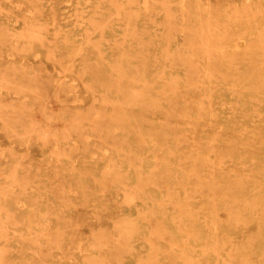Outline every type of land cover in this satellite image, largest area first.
<instances>
[{
	"label": "bare ground",
	"instance_id": "1",
	"mask_svg": "<svg viewBox=\"0 0 264 264\" xmlns=\"http://www.w3.org/2000/svg\"><path fill=\"white\" fill-rule=\"evenodd\" d=\"M54 1L57 2L56 0ZM103 1L105 2L107 0L97 1V4L95 6L96 10L98 8L100 9L103 6ZM108 1L109 3L111 1L116 3V5L114 4L116 8H119V6L121 8H124L125 3L130 4L123 0H120V2L118 0ZM42 2L43 0H0V41L6 44V49L0 51L1 85H3L2 83L4 81L9 85H11L10 83H14L11 86H8L10 88L12 87V89L18 88L20 91V86L23 85L22 82L26 79V75L28 73V70L25 69L34 68V65L36 64L39 65V63L37 62L39 59L36 60V58H32V55L36 54L35 52H32V54H28V56L18 54L17 46H19V41H21V46L23 47V49H28V51L31 52L33 50V48L31 49V46H33V44L37 40H40L44 42L49 48H52L50 52L48 51L47 53L50 54V56L47 57H50V59L57 58L55 57L57 56V54L53 51L58 48L59 44L57 41L49 39V37L52 35L55 38H58V36L62 32L60 28L62 26L56 27L53 34V31L50 30V27L48 26V22L45 20L46 17L43 12L32 14L31 12L28 13L24 11L26 3L37 5V11L40 6H43ZM205 3L208 5L206 6V10L208 9L209 12L217 7V9L223 16H225L227 13L231 15V12H234L237 17L239 15L243 17L250 11H255L256 9L262 10L263 8L261 6L264 5L263 0H206ZM166 6H169L170 8V4L165 5V7ZM75 9L77 10L76 12L83 10V8L79 5H76ZM90 15L88 17L89 19H86L89 20L88 23L91 25V27H88L89 24L85 26V29L89 35L88 44L91 46L93 45V49L95 50V52L102 55H100L101 58L107 57L108 53L112 54L115 51V53L119 52L120 54L127 57V60L125 62H123L122 59L123 63H120V61H118L119 63H117V65L113 64L116 67L115 69L117 73H119L117 74L118 77H116L118 78V80L119 77L123 78L122 73H124L125 76V73H128L129 71L135 72L133 73V76H130V79L125 80V82L123 81L120 84L119 81H117L118 86L116 88L111 87L113 86L112 84H110L111 86L108 85L106 87L99 88L100 92L109 93L111 98H109L108 102L103 105L102 109L93 110L92 107L90 112H85V114L87 113L89 115H93V119H89V122H86V119H83L82 116L85 114L72 113V103L70 102L72 95L63 92V89L65 91V88L62 89V87L64 86H62V84H58L57 86V81L54 78L47 79V81L42 80L40 81L41 83L33 82L32 85L30 83V85H26L28 91H32L33 95L35 96L34 104H31L29 100H17L15 97H9V95L1 92L0 111H2V115H4L6 118L9 116L17 117L15 119H17L18 123L22 122L23 124H25L26 121L30 124V128H26L27 131L24 129L20 130L16 128L15 125L7 124L8 129L11 133L25 137L30 135L42 139L44 138V141H49V143L52 144V147H57L56 150H58L59 143H66L69 141L68 139L70 138V136H72L76 132L75 129L79 130L77 131V134L82 137H84V135L87 134V132L91 129L94 131L101 130V139H99L103 141L101 143V146L109 143L112 138L111 136L119 135L121 133L128 135L127 137L119 141V143H116V157L109 156L110 154L104 151L101 157H91L89 159H84L83 163L81 164L84 165V167H80L77 162H73L74 159L71 160L72 167L70 169L67 168L68 170L74 171L77 168L84 169L80 172V177L82 180H80V183L77 184L78 189L82 192L81 195L75 193L78 190L77 188L72 187V185L70 184L71 180L68 175H64L65 177H41V175H36L35 172L30 173L29 175H21L19 174L17 168L15 170V167L13 168L14 170L12 172L10 170L11 173L8 172V175H5V173L7 174V171L3 169L0 170V178L3 176L11 178L10 181H0V215H2L3 212L7 211V216L10 215L9 217H13L16 223H20L23 216H19L24 215L30 211H28V208L24 207L25 203L23 199L15 198H26L27 194L31 198H94V200L97 201L101 198L103 199V202H105V204L110 201V198H126L125 201H121L124 205V208L122 209V212L124 213L126 211L132 212V207L136 204L135 198H142L145 202L147 213L136 216V218H134L130 213H122L124 214L123 218L116 221V226L119 227H117V229L120 232L118 233L122 236V238H125V241L119 240L117 242L119 244V242L121 241L120 246H118V251L120 252H122L125 247L128 250H131L128 241H131L130 238L138 230L136 226L138 225L137 222L146 220L147 218L150 219L149 216L154 218L150 219L152 220L151 229L155 235L154 238H156L158 235H164L167 237L169 243H174V236L169 230H167V227H165L166 222H170L177 228L189 232L203 227H207L208 230H213L216 228L219 229L221 226L223 230H226L236 228L234 227L235 223L236 225H240V219L243 218V216H245L249 212L258 210L261 213L260 215H262L261 217L258 215L260 217L259 226H264V224H262L264 222V178H262L261 175V177H259V183L256 186L252 187L250 185L252 181L255 180L254 182H256L257 175H255V173L253 172V170L255 171L254 168H256V166L248 163L247 159L244 156V151L248 146H251V142H247V144L249 145H242L238 142L226 144V140L230 138V135H234V133L230 131L229 134H227L226 131L221 132V129L218 127V125L212 122H218L219 111H217L216 109L210 111V109L206 107V104L210 106L214 104L216 91L219 90V88L217 90H215L214 87L212 88V82L220 78L224 81L230 79V77L233 76V72H229V75H226L227 72L225 69L233 67L236 63L237 66L235 68L237 69L239 75L245 74L246 78H242L237 82L234 81L235 84L233 88L227 87V91L234 97L235 95L239 94L243 90V88L252 87L253 85L244 84L243 82L252 80L253 76L259 74L258 68L264 67V49H261L263 51V54H261L262 60L257 63L250 61L253 60V58L246 59L245 51L238 49L242 45L240 43L241 41L231 42L225 41L223 39H217L219 41L210 40L208 43L207 41H205V45L201 46L193 45L192 42V46L190 45V41H193L191 40L192 37L190 38V36L188 35V40H190V43L185 44V46H192L191 49H194L192 51H196L194 52L196 53L195 55L191 53V51L189 53L193 56L187 55L184 52L186 51V48L182 47L179 42H174L175 44H173V46H171L170 44L169 46L171 47L166 49L164 52L163 49L159 48L158 46L150 47L148 45L149 41H146L145 39L135 41L138 33L136 30L138 27L136 22L129 20V15H124L123 19L125 26L124 35H126L125 42L122 43V46H116L115 48L107 49L104 45V41H106L108 37L113 34L111 32L113 29V23L111 24V28H108L105 25L107 24V22L111 23V20L115 16L111 11L103 14H101L100 12L96 13L95 11L94 14ZM96 17H100L102 21L101 19L97 20ZM95 21H99V24L93 23ZM101 23H103L104 25L102 26ZM184 25V23H181V27ZM189 25H186L185 28H182V32H187L186 28L187 26L189 27ZM167 26L171 28L172 24L167 23ZM191 27L194 26L191 25ZM210 28L211 26H207V33L209 32ZM96 29L100 30L99 33L101 34V38L98 37V41H94L95 39L91 41L92 35H90V32L88 31L95 32ZM202 29H204V27ZM68 31H64L67 39L71 37V33H67ZM193 31L194 29L191 30V32ZM259 31L261 32V30ZM197 32H199V30ZM220 32L224 34L226 30L221 29ZM261 33V35L264 34V32ZM172 35L170 36L173 37ZM245 35H247V33ZM138 36H140L139 33ZM150 38L151 37H149V39ZM167 38L168 37H166V39ZM69 40L65 42V46L70 49L71 39ZM16 41H18L17 44ZM121 41L119 43H121ZM263 42L264 41L261 42L263 44L262 46H264ZM201 44H203V42ZM256 46H258V44ZM80 49H82V47H80ZM258 49L254 48V50L257 52ZM78 50L79 49L77 47L76 50H74L70 55H67L68 61L66 62H73L77 65H82L83 69H87L89 65L92 66L93 63L92 61H89L92 60L89 59V54H83L82 51ZM197 51L201 52V54H197ZM137 54H141L140 57H142L143 59L147 58L149 60L150 58H153L152 65L147 66L145 64L146 61H141V63L138 59L133 58L138 57ZM120 56L121 55L117 57L120 58ZM204 58L209 60H204ZM213 58H215V60H210ZM63 59V57L57 58L56 62L60 65L63 64L62 66H64ZM135 62H138L142 65L136 66L137 64L135 65ZM202 62H204V64ZM67 63H65V65ZM48 66L50 67V65ZM49 67H46V65L44 66V64L39 65V69L42 72L50 70ZM72 68L73 67L71 66L70 70H72ZM96 68L98 69V67ZM23 69L25 70V72L20 71ZM107 69L108 68H104L102 69V71ZM206 71L210 73L208 76L205 75ZM151 73L156 74L157 76L148 78ZM182 73L187 74L190 82L188 80L185 84L181 85L183 81H186L181 78ZM195 73H200L202 79H190V77H192V75H194ZM168 74L176 75L168 77ZM9 75L14 76L11 78ZM215 76H219L220 78H216ZM111 78L113 79L114 76ZM166 78L168 79L166 80ZM161 80L166 81V84L163 89L157 92L156 88L159 87L158 83ZM261 80L263 81L262 83H264V75L262 76ZM199 82H202L203 84L200 83L199 85H197V83ZM229 82L230 81H227L226 83ZM103 84H105V82L100 85L103 86ZM237 86H239V88H237ZM254 86L257 87L256 96H258L259 93L263 94L264 90L260 88L261 86ZM26 87L24 86L25 89ZM221 88L223 89V87ZM129 97H136L140 99V102H137L136 100L133 101L134 98L130 99ZM259 97L260 96H258V98ZM128 98L130 100H128L129 102L126 103ZM37 99L41 101L38 105H36ZM150 99H153V101H150ZM17 102H21L24 105L20 106L21 108L19 109V111L11 110V107ZM108 106H119L117 107L119 108V110H117L118 113L115 112V114L110 116L109 119H106L104 118V115L102 117V114L108 113ZM19 116L22 118H18ZM229 119L227 121H229ZM106 120H108L109 122H106ZM208 120H211L212 123ZM132 122L133 125L128 126ZM192 129H195L194 133L189 134L188 130ZM213 133L221 135L224 134L226 140L221 138L217 139V137H215L214 139H212V141H209V138ZM202 139H204V141ZM206 139L207 141H205ZM84 141L89 142L90 140L86 139ZM131 148L134 150H132V152L128 154L127 158L123 159V156L126 153L125 150ZM157 149L159 150L160 155L155 160L151 159L150 152ZM185 152L188 153L185 154ZM12 153L17 157V159L19 158V155L16 151L13 150ZM195 153H198V155L194 156ZM213 153L219 154L218 156L222 158L230 156L232 158V162L230 164H225L220 159L215 160L212 155ZM25 154L26 152H24V154L22 155ZM61 154L67 155L66 151H62ZM102 160H106V166L104 167L105 170H102L103 172H101V169L99 167ZM162 163H167V166H162ZM263 165H261V168H264ZM56 166L60 167L63 166V164L58 162ZM199 166L202 167L199 168ZM128 167H132V169L126 171V173H122V171ZM249 167L253 169H250ZM37 182H39L38 184H36L39 185L38 191H30L29 187ZM90 187L93 188V190H89ZM44 195H46L47 197H45ZM182 198H185V200L186 198L213 199L209 205L206 204L202 208L200 207L201 210H197L195 209L196 203L194 201H192L191 199L184 201L182 200ZM247 198H253L254 201ZM258 198L262 199L258 200ZM35 204H38L39 210L41 209V212L44 211L45 213H50L51 211H53V208H55L54 201L51 200H38L35 202ZM170 204L173 205L174 211L169 210ZM74 207H77V209L80 210L86 209V207L83 205H76ZM106 208L108 209L109 207ZM69 209H72V206L69 207ZM154 212L157 213V218L153 217ZM25 216L30 217L31 215L27 214ZM100 216H102V214H100ZM18 217L21 220H17ZM65 225L69 227L73 224L66 222ZM247 226L248 224L246 226L242 225L241 227ZM103 230L100 231L105 232ZM66 233L67 232L63 230L62 232H58L56 236H52L51 238L57 244H59L61 243V241H63V237L64 235H66ZM127 235H129V237H127ZM114 236L116 235L104 234V236L102 237V241H107L110 238L115 239ZM70 238L74 240L73 235H71ZM194 240L198 241L199 238L196 237L194 238ZM253 242L254 240H246L245 242H243V244L247 246L249 245L250 247L253 245ZM10 243L11 241H8L3 245L0 244L1 262L11 260L9 250L4 249L5 247H3L4 245L6 246ZM93 243H95V241ZM211 243H213V240L211 241ZM117 245H115V247ZM190 245L192 244L189 241H185L184 244H182L181 249L187 251L186 249H188V246ZM219 250L220 249H218V251ZM118 256V258H120V255ZM149 258H152V255ZM190 259L186 264H205L204 262L196 263L191 261ZM244 261L245 260L240 257L238 258L237 263L245 264ZM97 262L98 261H96V263ZM158 262H160V260ZM9 263L13 264L11 261ZM107 263H109V261Z\"/></svg>",
	"mask_w": 264,
	"mask_h": 264
},
{
	"label": "rangeland",
	"instance_id": "2",
	"mask_svg": "<svg viewBox=\"0 0 264 264\" xmlns=\"http://www.w3.org/2000/svg\"><path fill=\"white\" fill-rule=\"evenodd\" d=\"M56 1L57 2H55L54 0H43L42 2L43 6L42 7L40 6L38 9L40 11L38 10L36 11L37 5L32 3H26L25 4L26 7L24 11L28 13L31 12L32 14L43 12L46 17L45 20L48 22V26L50 27V30L53 31V34L55 31L54 29L56 27L62 26L60 27L62 32L58 36V38H55L54 36L51 35L49 39L51 40L53 39L58 42L59 46L53 52L57 54V56L55 57L64 58L63 59L64 66H62L63 64L60 65L56 62L57 58L50 59V57H47L50 56V54L47 53L48 51L50 52L52 48H49L44 42L40 40H37L33 44L34 47L31 46V49L33 48L31 52H29L28 49L25 48L23 49V47L21 46V41H19L18 43L19 46H17L18 49L17 48L16 49L18 51V54H22L24 56H28V54L30 53L32 54V52L33 53L35 52L38 55L36 54L32 55V58H36V60L39 59L37 61L39 65L44 64V66L46 65V67H49L48 65H50L49 67L50 70H46L43 72L39 69L38 64L34 65V68L25 69L28 70L27 71L28 73L26 75L27 76L26 79L22 82L23 85L26 87L27 84L32 85L33 82L41 83L40 81L42 80L47 81V79L54 78L57 81V82L55 81L57 86L58 84H62V86H64L62 87V89L65 88V91L63 89V92L72 95L70 102L72 103L71 108L73 114H80V113L85 114L86 111L88 113L91 111L92 107L93 110L102 109L103 105L108 102V99L111 98V96L107 92H100L99 88L106 87L110 84L113 85V86L110 85L111 87L116 88L118 86L117 81H119V83L121 84V82L123 81L125 82V80L130 79L129 77L130 76L132 77L133 73H135L133 71L132 72L129 71L128 73H125L126 75L129 74L127 76L126 75L124 76V73H122L123 78L119 77L118 80V78L116 77H118L117 74L119 73H117L115 69L116 67L114 65H117V63H119L118 61H120L121 63L122 59L123 62H125L127 60V57L120 54L119 52L115 53L116 52L115 51L113 53L110 52L112 54L108 53L107 57L101 58L102 55L95 52V50L93 49V45L91 46L88 44L89 35L85 29V26L89 24L88 23L89 15L94 14L95 11L96 13L100 12L101 14L108 13L111 11L115 16L111 20L112 21L111 23L107 22V24L105 25L108 28H111V24L113 23L112 25L113 29L111 31L113 34L110 35L106 41H104V45L106 46L107 49L115 48L116 46H122V43L125 42L126 35H124L125 26L123 19H124V15L128 13L127 15H129L130 18L128 19L137 23L138 28L136 31L140 34V36H138L137 33V37L135 41L145 39L146 41H149L148 45L150 47L158 46L159 48H162L164 52L166 49L173 46V44H175L174 42H179L182 45V47L186 48V51L184 52L187 55L189 56L192 55L189 53L190 51L195 55L196 53L194 52L196 51L193 52L192 50L194 49H191L193 45L201 46V45H205L204 43L205 41H207L208 43L210 40L215 41L217 39H223L225 41H231V42L241 41L240 43L242 45L238 49L245 51L246 59L253 58V60L250 61L257 63H259L262 60L261 54H263L262 50L264 49V46H262L263 44L261 42L264 41V34L261 35L262 34L261 32H264V5L261 6L263 8L262 10L256 9L255 11L254 10L250 11L249 13L244 15L245 17L244 16L242 17L241 15L237 17L234 12L233 13L231 12V15L227 13L225 16H223L221 12L217 9V7H215L212 11L209 12L208 9L206 10V6H208L205 3L206 0H201V1L200 0H184V1L183 0H165V1L164 0H133V1L123 0L125 2L130 3V4L125 3L124 8H121L119 5H118L119 8H116L115 6L116 3L112 1L109 3V1L107 0L105 2L103 1L102 2L104 3L103 6L100 9L98 8L97 10L95 6L98 0H70V1L56 0ZM118 1L120 2V0ZM169 4L171 10L169 6L165 7V5H169ZM76 5L81 6L83 10L76 12L77 11L75 9ZM96 18L97 20L101 19L100 17H96ZM93 23L99 24V21H95ZM167 23L172 24L171 28L173 29L169 28L167 26ZM181 23L182 24L184 23L185 25L181 27ZM101 24L102 26L104 25L103 23ZM165 24L167 27L165 26ZM89 25L88 27H91V25L90 26ZM186 25H189V27L187 26L188 29L186 28L187 32H182L181 29L185 28ZM191 25L194 27H191ZM201 26L202 28L204 27V29H202ZM207 26L209 27L211 26L210 28L211 30L209 29L208 33L206 29ZM190 29L191 30L194 29V31L191 32ZM221 29L226 30V32L224 34L221 33L220 32ZM198 30L199 32H197ZM259 30H261V32ZM64 31H68L67 33H71V37L69 38L71 39L70 49L65 46V42L69 39L66 38ZM99 31H100L99 29L98 30L96 29L95 32L88 31L90 32L89 34L92 35L91 41H93L94 39H95L94 41H98L99 39L98 37L101 38V34L99 33ZM166 33L168 34V36ZM246 33L247 35H245ZM170 35H172L173 37H171ZM188 35L190 36V38L192 37L191 40L193 41L188 40L189 39ZM149 37L151 38L149 39ZM166 37L168 38L166 39ZM38 41L41 43H39ZM120 41L121 43H119ZM17 42L18 41H16V44ZM199 42L201 43L203 42V44ZM118 43L121 45H119ZM189 43L192 46H188V45L185 46V44H189ZM170 44L171 46H169ZM257 44L258 46H256ZM5 45L6 44L4 42L0 41V51L6 49ZM76 46L80 51H82L83 54L84 53L89 54L90 56L89 59H92L89 60L90 62L92 61L93 63L92 66L89 65L87 69H83L82 65H77L76 63L73 62H72L73 64L71 62L68 63L66 62L68 61L67 55H70L74 50H76L77 48ZM80 47H82V49H80ZM254 48L256 49L259 48L258 52L255 51ZM198 53L199 55L201 54V52L197 51V54ZM117 54L121 55L120 58L117 57L119 56ZM137 55L139 58L138 57H133V58L138 59L140 62L146 61L145 64L147 66L152 65L153 58H150L148 60L147 58L143 59L142 57H140L141 54L140 55L137 54ZM204 60H209V59L204 58ZM210 60H215V58ZM110 62L112 63V65ZM65 63L67 64L65 65ZM202 63L204 64V62ZM236 64L233 67L225 69L227 72L226 75H229V72L231 73L233 72L232 73L233 76H231L230 79L224 81L219 76H215L216 78H220V79H216L214 80V82H212L213 84L212 88L214 87L215 90L219 88V90L216 91L214 104L211 106L206 104V107L209 108L210 111L215 109L219 111L218 122L217 121H212V122L218 125V127L221 129V132L226 131L227 134H229L230 131L233 132L234 135H230V138L226 140L224 134L221 135V134L213 133L211 134L209 141L210 140L212 141V139L217 137V139L219 138L225 139L226 144L238 142L242 145L244 144L249 145L247 144V142L248 143L251 142V146L250 147L248 146L244 151V156L247 159L248 163L256 166V168H254L256 172L253 170L255 175H257L256 182H254L255 181L254 180L250 183V185L253 187L259 183V177H261V175L262 178H264V168H261V165H263L264 163V92L263 94L259 93L258 96L260 97L258 98V96H256L257 87L254 86V85L261 86L260 88L264 90L263 89L264 83H262L263 81L261 80L262 76L264 75V67L258 68L259 74L253 76L252 80L249 81L244 80L247 81V82H243L244 84L253 85L252 87L243 88V90L239 94L233 97V95L229 93L226 88L227 87L233 88L235 82L240 81L242 78H246L245 74L239 75L237 69L235 68L237 66ZM135 65L140 66L142 64L135 62ZM67 66L69 69L67 68ZM71 66L73 67L72 70H70ZM95 66L98 67V69ZM104 68L105 69L108 68V69L102 71V69ZM25 70L23 69L20 71L25 72ZM152 73L148 76V78L152 76L153 77L157 76L156 74H152ZM209 74L210 73L208 71L205 72V75L208 76ZM174 75L176 74H168L167 76L171 77ZM9 76L12 78L14 75H9ZM113 76L114 78L112 79L111 77ZM192 77H190V79H194V80H197L198 78L202 79L200 73H195L194 75H192ZM181 78H183V80H186L183 81L182 84L180 83L181 85L185 84L189 80V77L185 73L181 74ZM36 79L39 80L37 81ZM167 79L168 78H166V80ZM227 81L230 82L226 83ZM104 82L106 85L105 84H103V86L100 85ZM200 83L202 82L197 83V85H199ZM2 84L3 85L0 84V93L3 92L6 95H9V97H15L17 100H22V101L29 100L31 104L35 103L34 101L35 96L33 95L32 91H28L27 87L25 89L24 86L21 85L20 86L21 90L19 91L18 88L12 89V87L11 88L9 87L14 83H10L11 85H9L4 81ZM165 84L166 81L161 80L158 83L159 87L156 88V91L158 92L161 89H163ZM221 87H223V89ZM237 88H239V86H237ZM129 98L130 99L134 98L133 101L136 100L137 102H140V99L136 97H129ZM129 98L127 99L126 103L129 102L128 101L130 100ZM151 100L153 101V99H150V101ZM40 102L41 101L37 99L36 105L40 104ZM21 105L24 104L21 102H17L11 107V110L19 111ZM117 107L119 106L116 107L108 106L107 108L108 113L106 114L103 113L102 117L104 115V118L109 119V117L114 115L115 112L118 113L117 110H119V108ZM87 113L82 116L83 119H86V122H89V119H93V115H89ZM2 114H3L2 111H0V170L3 169L7 171V174L5 173V175H8V172H10V170L12 172L14 170L13 169L14 167L15 170L17 168L19 174L21 175L22 174L29 175L30 173L33 172H35L36 175H41V177H52V176L65 177L64 175H68V177L71 180L70 184L72 185L73 188H77L78 191L75 193L79 195H81L82 192L78 189L77 184H79L80 180H82L80 177L81 176L80 172L81 170L84 169L77 168L74 171L68 170L72 167L71 160L74 159L73 162H77L80 167H84V165H81L84 159L86 158L89 159L91 157H101L104 151L109 153L110 154L109 156L116 157V148H115L116 143H119V141H121L123 138L127 137L128 135L121 133L119 135L111 136L112 137L111 141L101 146V143L103 142L99 140L101 139L100 138L102 134L101 130L94 131L91 129L90 131L87 132V134L84 135V137H82L77 134V131L79 130L75 129L76 132L72 135L73 137L70 136V138L68 139L69 141L66 143H59L58 150H56L57 147H52V144L49 143V141L47 140L44 141V138L42 139L39 137L30 136L28 134H27L28 136L25 137L11 133L8 129L7 124L15 125L16 128L20 130L24 129L26 131H27L26 128H30V124L27 123L26 121L25 124H23L22 122L18 123L17 119H15L17 117L9 116L6 118ZM18 118H22V117L19 116ZM228 119L229 121H227ZM208 121L211 122V120ZM106 122L109 121L106 120ZM132 125L133 122L128 126H132ZM194 131L195 129L188 130L189 134L194 133ZM83 138L89 139L90 141L89 142L84 141L86 139ZM202 140L204 141V139ZM205 141H207V139ZM134 149L131 148L125 150L126 153L124 154L123 159L127 158L128 154H130ZM13 150L16 151L17 154L19 155L18 159L12 153ZM62 151H66L67 155L61 154ZM21 152L22 154L26 152V154L22 155ZM187 153L188 152H185V154ZM216 154L217 153L212 154L215 160L220 159L225 164H230L232 162L231 161L232 158L230 156H226L222 158L218 156L219 154H217V156ZM159 155L160 152L158 149L150 152L151 159L155 160ZM195 155H198V153H195L194 156ZM58 162L62 163L63 166L60 167L56 166ZM105 166H106V160H102L99 165L101 172L105 170L104 169ZM162 166L164 167L167 166V163H162ZM201 167L202 166H199V168ZM249 168L253 169L251 167ZM131 169L132 167L125 168L122 171V173H126V171H129ZM10 180L11 178L6 176L0 178V181L2 182H6ZM38 183L39 182L32 185L33 187L30 186L29 190L33 192H37L39 185L36 184ZM89 190H93V188L90 187ZM44 196L47 197L46 195ZM3 199H7V198H3ZM15 199H23L25 203L24 207L28 208V211L30 212L24 215H20L19 217L23 216L22 220L19 219L18 217L17 220H21L20 223H16L13 217H9L10 215L7 216L8 215L7 211L3 212L2 215H0V244L3 245L4 243L11 241L10 244L6 246L4 245L3 247H5L4 249L9 250V253L11 255L10 261L13 264H94V262L95 264H100V263L101 264H186L190 258L191 261L196 263L204 262L205 264H238L237 261L238 258L240 257L245 260L244 261L245 264H264V226H259V219L262 215H260L261 213L258 210L249 212L248 214L243 216V218L240 219L241 222L240 225H236L235 223L234 227L236 228H231L226 230H223L221 226L219 229L216 228L213 230H208L207 227H203L192 230V232H189L177 228L170 222H166L165 227H167V230H169L174 236L173 242L175 244L172 242L169 243L167 237L164 235H158L156 238H154L155 235L151 229L152 220H150L154 218L149 216L150 219L147 218L146 220L137 222L138 225L136 226L138 230L130 238L131 241L127 240L129 242L128 244L131 247V250H128L125 247L123 251L120 252L118 251L119 249L118 246H120L121 241L119 242V244L117 242L119 240L125 241V238H122V236L119 234L120 232L117 229L118 226H116V221L123 218L125 213H130L134 218H136V216L147 213L145 202L143 201L142 198H135L136 204L133 205L132 212L126 211L125 213L122 212L124 205L123 202L121 201H125L126 198H110L109 202L111 204L109 202L105 204V202H103V199L101 198L98 201L94 200V198H31L29 197L28 194L26 195V198H15ZM188 199H191L196 203L195 209L201 210V208L204 205L206 204L209 205L212 202L213 198H186V200ZM247 199L254 201L253 198H247ZM259 199L262 198H258V200ZM38 200L54 201L55 208H53V211H51L50 213L48 212L45 213L44 211L41 212V209L39 210V205L35 204V202ZM182 200L186 201L185 198H182ZM76 205H83L86 207V209L85 210L77 209V207H74ZM71 206L72 209H69V207ZM106 207L109 208L107 209ZM169 210L174 211L173 205L170 204ZM27 214L31 216L30 217L25 216ZM100 214H102V216H100ZM153 215H154L153 217L157 218V213L154 212ZM23 219H27V220H23ZM66 222L71 223L73 225L67 227L65 225ZM247 224H248L247 227H241L242 225L246 226ZM262 224H264V222ZM63 230H65L67 233L66 235H64L63 241L57 244L51 237L56 236L58 232H62ZM73 230L76 231L74 232ZM100 230H103L105 232H102ZM99 232L103 234L101 235ZM75 233L78 236H76ZM104 234H109V235L115 234L116 236H114L115 239L110 238L107 241L105 240L102 241L103 239L102 237L104 236ZM71 235L74 236V240L70 238ZM127 237H129V235H127ZM196 237L199 238L198 241L194 240V238ZM212 240L213 243H211ZM246 240L247 241L254 240L253 245L249 247V245L247 246L243 244V242H245ZM94 241L95 243H93ZM185 241H189L192 244L188 246L189 248L186 249L187 251L181 249L182 244H184ZM100 243L102 246L100 245ZM115 245L117 246L115 247ZM218 249L220 250L218 251ZM118 255H120V258H118L119 257ZM151 255L152 258H149ZM159 260L160 262H158ZM10 261H4V262L0 261V264H11L9 263ZM96 261L98 262L96 263ZM108 261L109 263H107Z\"/></svg>",
	"mask_w": 264,
	"mask_h": 264
}]
</instances>
